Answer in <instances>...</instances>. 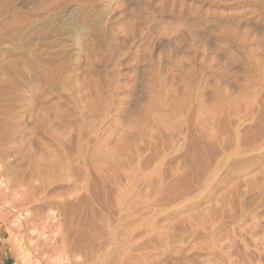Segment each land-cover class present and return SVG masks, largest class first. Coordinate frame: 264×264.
<instances>
[{"label":"rangeland","instance_id":"1","mask_svg":"<svg viewBox=\"0 0 264 264\" xmlns=\"http://www.w3.org/2000/svg\"><path fill=\"white\" fill-rule=\"evenodd\" d=\"M36 2L0 29V264H264V0Z\"/></svg>","mask_w":264,"mask_h":264},{"label":"bare ground","instance_id":"2","mask_svg":"<svg viewBox=\"0 0 264 264\" xmlns=\"http://www.w3.org/2000/svg\"><path fill=\"white\" fill-rule=\"evenodd\" d=\"M54 1V0H53ZM66 1V0H65ZM37 4V2H36V0H0V29H1V26L3 25V23H4V21L7 19V18H10V14L11 13H13L15 10H18V9H29V8H31V7H33V5L34 4ZM63 4V3H62ZM64 8V7H63ZM21 12V11H20ZM68 14H70V13H68ZM33 16V15H32ZM31 16V17H32ZM36 16H38V15H36ZM30 17V16H29ZM34 17V16H33ZM14 18V17H13ZM42 18V17H41ZM67 18V17H66ZM65 18V19H66ZM18 19V18H17ZM31 19V18H30ZM29 20V19H28ZM68 21V20H67ZM70 22V21H69ZM30 23V22H29ZM21 24V23H20ZM8 27V26H7ZM12 32V31H11ZM1 33V32H0ZM3 37V36H2ZM18 37V36H17ZM16 39V38H15ZM0 41H3V40H1L0 39ZM31 42V41H30ZM28 43V42H27ZM1 45V44H0ZM14 45V44H13ZM3 47V46H2ZM1 46H0V59L2 58V56H3V48H2ZM26 49V48H25ZM27 50V49H26ZM14 56V55H13ZM12 57V56H11ZM2 60V59H1ZM8 63V62H7ZM2 77V76H1ZM93 103V102H92ZM23 104V103H22ZM42 110V109H41ZM40 111V110H39ZM38 111V112H39ZM90 111V110H89ZM43 112V111H42ZM51 112V111H50ZM93 112H94V110H93ZM52 113V112H51ZM44 114V113H43ZM39 115V114H38ZM42 115V114H41ZM58 115H60V113L58 114ZM61 115H62V113H61ZM44 116V115H43ZM43 116H42V118L41 119H43ZM48 116V115H47ZM62 116H64V115H62ZM36 117V116H35ZM39 117V116H38ZM45 117V116H44ZM59 117V116H58ZM89 117V116H88ZM99 117V116H98ZM131 117H133V116H131ZM23 119V118H22ZM35 119H38V118H35ZM133 119V118H132ZM41 121H43V120H41ZM60 121V120H59ZM129 121V120H128ZM136 121V120H135ZM139 121V120H138ZM53 122V121H52ZM34 123V122H33ZM139 123V122H138ZM136 124V123H135ZM35 126V125H34ZM37 126V125H36ZM106 127V126H105ZM29 128V127H28ZM65 130V129H64ZM63 131V130H62ZM119 132V131H118ZM116 135V134H115ZM94 137V136H93ZM133 138V137H132ZM122 139V138H121ZM124 139V138H123ZM26 140V139H25ZM28 140V139H27ZM136 140V139H135ZM121 141V140H120ZM23 144V143H22ZM68 146H69V144H68ZM19 147V146H18ZM29 148H30V146H29ZM119 149V148H118ZM30 150V149H29ZM33 150V149H32ZM139 150V149H138ZM25 151V150H24ZM32 152V151H31ZM95 152V151H94ZM45 154V153H44ZM15 155V154H14ZM84 156V155H83ZM26 157V156H25ZM128 157V156H127ZM95 158V157H94ZM89 159V158H88ZM99 159V158H98ZM103 159V158H102ZM132 159V158H131ZM22 160H24V159H22ZM41 161V160H40ZM93 161V160H92ZM128 161V160H127ZM100 162V161H99ZM112 162V161H111ZM50 163V162H49ZM94 163V162H93ZM102 163V162H101ZM100 163V164H101ZM103 163H104V161H103ZM107 163V162H106ZM116 163V162H115ZM43 164H44V162H43ZM42 164V165H43ZM52 165H54L53 163H51ZM98 164V163H97ZM99 164V165H100ZM125 164V163H124ZM41 165V166H42ZM50 165V164H49ZM57 165V164H56ZM93 165V164H92ZM94 165H96V164H94ZM113 165V164H112ZM14 166V165H13ZM97 166V165H96ZM15 167V166H14ZM19 167V166H18ZM108 167V166H107ZM43 168V167H42ZM54 168V167H53ZM106 168V167H105ZM15 169V168H14ZM8 170V169H7ZM53 170V169H52ZM75 170V169H74ZM73 170V171H74ZM5 171V170H4ZM51 171V170H50ZM66 171V170H65ZM65 171H64V173H65ZM70 171V170H69ZM67 172V171H66ZM97 172V171H96ZM133 172V171H132ZM54 173V172H53ZM58 173H60V172H58ZM70 173H72L71 171H70ZM122 173V172H121ZM52 174V173H51ZM131 174V173H130ZM134 174V173H133ZM59 175V174H58ZM65 175V174H64ZM106 175V174H105ZM138 175V174H137ZM136 175V176H137ZM141 175V174H140ZM5 176V175H4ZM70 176H72V175H70ZM99 176V175H98ZM101 176V175H100ZM107 176V175H106ZM116 176V175H115ZM56 177V176H55ZM60 177V176H59ZM76 177V176H75ZM113 177V176H112ZM42 179V178H41ZM74 179V178H73ZM104 179H106V177L104 178ZM6 180V179H5ZM34 180V179H33ZM35 180H37V178L35 179ZM75 180V179H74ZM79 180V179H78ZM106 180H108V179H106ZM119 180V179H118ZM8 181V180H7ZM31 181V180H30ZM8 182H10V181H8ZM20 182V181H19ZM37 182V181H36ZM135 182V181H134ZM7 183V182H6ZM5 183V185H7ZM18 183V182H17ZM29 183H31V182H29ZM96 183V182H95ZM119 183V182H118ZM123 183V182H122ZM136 183V182H135ZM13 184V183H12ZM17 185V184H16ZM24 185V184H23ZM32 185V184H31ZM34 185H35V183H34ZM115 185V184H114ZM25 186V185H24ZM103 186V185H102ZM18 187V186H17ZM17 187H15L16 189H17ZM26 187V186H25ZM32 187H34V186H32ZM14 188V189H15ZM61 188V187H60ZM66 188V187H65ZM104 188V187H103ZM109 188V187H108ZM114 188V187H113ZM9 189V188H8ZM37 189V188H36ZM10 190V189H9ZM27 190V189H26ZM35 190V189H34ZM77 190V189H76ZM31 191H33V189L31 190ZM1 192V191H0ZM5 192H6V190H5ZM5 192H4V194H5ZM23 192H25L26 193V191H23ZM34 192V191H33ZM2 193V192H1ZM8 193H10V192H8ZM70 193V192H69ZM3 194V195H4ZM65 194V193H64ZM79 194V193H78ZM134 195H135V193H133ZM20 195V194H19ZM24 195V194H23ZM29 195V194H28ZM31 195V194H30ZM108 195V194H107ZM136 195H137V193H136ZM1 196V195H0ZM24 196H26V195H24ZM31 196H33V195H31ZM30 196V197H31ZM133 196V195H132ZM16 197H18V196H16ZM46 197V196H45ZM21 198H22V195H21ZM25 198V197H24ZM23 198V199H24ZM28 198H29V196H28ZM128 198V197H127ZM13 199V198H12ZM11 199V200H12ZM17 199V198H16ZM39 199H42V198H39ZM49 199V198H48ZM75 199H76V196H75ZM140 199V198H139ZM7 200V199H6ZM32 201V202H35V199H29V201ZM70 200V199H69ZM18 201V200H17ZM30 201V202H31ZM37 201H39V200H37ZM55 201V200H54ZM13 202V201H12ZM24 202V201H23ZM26 202H28V200L26 201ZM57 202V201H56ZM68 202H70V201H68ZM113 202V201H112ZM22 203V202H21ZM20 203V204H21ZM44 203V202H43ZM41 204V202L40 203H38V205L36 204V202H35V204H32L33 205V208H41V210L46 206V204L44 205V204ZM55 203V202H54ZM141 203V202H140ZM29 204V203H28ZM66 204V203H65ZM11 205V204H10ZM9 205V206H10ZM13 205V204H12ZM30 205V204H29ZM28 205V206H29ZM31 205V206H32ZM127 205V204H126ZM3 206V205H2ZM15 206V205H14ZM35 206V207H34ZM60 206H61V204H60ZM5 207H6V205H5ZM125 207V206H124ZM16 208H18V207H16ZM27 208V207H26ZM32 208V209H33ZM56 208V207H55ZM132 208H133V206H132ZM22 209V208H21ZM31 209V210H32ZM131 209V208H130ZM1 211H2V209H0ZM6 210V209H5ZM24 210H25V208H24ZM30 210V209H29ZM28 210V212H30ZM44 210V209H43ZM42 210V211H43ZM72 210V209H71ZM7 211V210H6ZM5 211V212H6ZM21 211V210H20ZM25 211H27V210H25ZM39 212V211H38ZM38 212H36V213H38ZM1 214H2V212H0ZM4 213V212H3ZM27 213V212H26ZM26 213H25V215H26ZM64 213V212H63ZM136 213V212H135ZM28 214V213H27ZM31 214V213H30ZM59 214V213H58ZM3 215H5V214H3ZM20 215V214H19ZM22 215V214H21ZM36 215V214H35ZM37 215H39V213L37 214ZM60 215V214H59ZM1 216V215H0ZM8 216H9V214H8ZM7 216V217H8ZM47 216V215H46ZM68 216V215H67ZM66 216V217H67ZM129 217V216H128ZM132 217V216H131ZM2 218V217H1ZM23 219V218H22ZM41 219H43V218H41ZM107 219V218H106ZM111 219V218H110ZM19 220H21V219H19ZM26 220V219H25ZM37 220H39V219H37ZM61 220V219H60ZM59 220V221H60ZM105 220V219H104ZM109 220V219H108ZM135 220V219H134ZM139 220V219H138ZM16 221H17V219H16ZM23 221V220H22ZM29 221V220H28ZM32 221V220H31ZM35 221V220H34ZM112 221V220H111ZM120 221V220H119ZM15 222V221H14ZM55 221H53L52 222V225H53V223H54ZM133 222V221H132ZM23 223V222H22ZM25 223V222H24ZM43 223V222H42ZM106 223V222H105ZM26 224V223H25ZM40 224V223H39ZM56 224V223H55ZM115 224V223H114ZM49 225H51L50 223H49ZM127 225H129V224H127ZM36 226V225H35ZM46 226V225H45ZM22 227V226H21ZM31 227V226H30ZM55 227V226H54ZM123 227V226H122ZM12 228V227H11ZM29 228V227H28ZM51 228V227H50ZM59 228V227H58ZM45 229V228H44ZM52 229V228H51ZM74 229V228H73ZM37 230V229H36ZM44 231V230H43ZM53 231V230H52ZM55 231V230H54ZM58 231V230H57ZM60 231V230H59ZM74 231V230H73ZM38 232V231H37ZM47 232V231H46ZM119 232V231H118ZM117 232V233H118ZM26 233V232H25ZM36 233V232H35ZM40 233V232H39ZM61 233V232H60ZM71 233H72V231H71ZM26 234H28V233H26ZM56 234H58V232H56ZM73 234V233H72ZM31 235H33V234H31ZM49 234H47V236H48ZM59 235V234H58ZM62 235V234H61ZM70 235V234H69ZM44 236V235H43ZM47 236H46V238H47ZM56 236V235H55ZM26 237L27 236H25V239H26ZM34 237V236H33ZM57 237V236H56ZM83 237V236H82ZM58 238V237H57ZM78 239V238H77ZM28 240V239H27ZM42 240V239H41ZM53 240L55 241V238H53ZM52 240V241H53ZM72 240V239H71ZM107 240V239H106ZM124 240V239H123ZM30 241V240H29ZM38 241V240H37ZM40 241V240H39ZM50 241V240H49ZM89 241V240H88ZM62 242H64L63 240H62ZM39 243V242H38ZM61 243V242H60ZM72 243V242H71ZM30 244V243H29ZM119 244V243H118ZM32 245V244H31ZM43 245V244H42ZM44 245H45V242H44ZM56 245V244H55ZM88 246V245H87ZM100 246V245H99ZM128 246H130V245H128ZM39 247H41V245H39ZM38 247V248H39ZM55 247V246H54ZM78 247V246H77ZM123 247V246H122ZM73 248V247H72ZM100 248V247H99ZM53 249V248H52ZM63 249V248H62ZM95 249V248H94ZM31 250V249H30ZM54 250H56V249H54ZM88 250V249H87ZM61 251V250H60ZM93 251V250H92ZM31 252V251H30ZM38 252V251H37ZM45 252V251H44ZM55 252V251H54ZM59 252V251H58ZM77 252H78V250H77ZM81 252H82V250H81ZM131 252V251H130ZM63 253V252H62ZM68 253H70V252H68ZM94 253V252H93ZM77 254V253H76ZM79 254V253H78ZM22 255V254H21ZM39 255V254H38ZM47 255V254H46ZM73 255V254H72ZM84 255V254H83ZM109 255V254H108ZM17 256V255H16ZM30 256V255H29ZM45 256V255H44ZM49 256V255H48ZM60 256V255H59ZM62 256V255H61ZM86 256V255H85ZM26 257V256H25ZM81 257V256H80ZM109 257V256H108ZM113 257V256H112ZM60 258V257H59ZM65 258V257H64ZM88 258V257H87ZM63 259V258H62ZM66 259V258H65ZM82 259V258H81ZM40 260V259H39ZM45 260V259H44ZM87 260V259H86ZM121 260V259H120ZM24 261V260H23ZM38 261V260H37ZM67 261V260H66ZM97 262V261H96ZM27 263V262H26ZM32 263V262H31ZM37 263V262H36ZM59 264V263H58ZM62 264V263H61ZM67 264H69V263H67Z\"/></svg>","mask_w":264,"mask_h":264},{"label":"crops","instance_id":"3","mask_svg":"<svg viewBox=\"0 0 264 264\" xmlns=\"http://www.w3.org/2000/svg\"><path fill=\"white\" fill-rule=\"evenodd\" d=\"M5 261H3L2 263H4Z\"/></svg>","mask_w":264,"mask_h":264}]
</instances>
